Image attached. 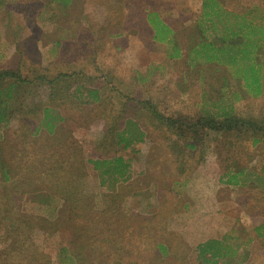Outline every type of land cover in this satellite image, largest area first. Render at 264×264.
I'll return each instance as SVG.
<instances>
[{
	"label": "rangeland",
	"instance_id": "374dc122",
	"mask_svg": "<svg viewBox=\"0 0 264 264\" xmlns=\"http://www.w3.org/2000/svg\"><path fill=\"white\" fill-rule=\"evenodd\" d=\"M69 1L0 0V73L22 78L0 107V264H201L198 246L211 240L228 252L218 264H264V185L228 183L264 165V94L226 66L188 61L203 7ZM218 1L264 19V0ZM151 12L173 44L151 41ZM45 111L57 117L52 134ZM207 111L242 122L213 129ZM128 120L166 146H118ZM116 158L130 179L112 192L91 161Z\"/></svg>",
	"mask_w": 264,
	"mask_h": 264
},
{
	"label": "trees",
	"instance_id": "16d2710c",
	"mask_svg": "<svg viewBox=\"0 0 264 264\" xmlns=\"http://www.w3.org/2000/svg\"><path fill=\"white\" fill-rule=\"evenodd\" d=\"M56 1L57 3L60 2L62 7L70 5L69 0ZM202 16L203 19L198 25L200 37L198 43L188 54V61L195 67L197 65L226 66L234 70V74L244 82V87L252 97L262 96L264 94V19L259 18L253 12L243 16L236 12L228 13L218 0H204ZM227 21L229 22L226 26ZM148 22L155 31L157 42L173 44L172 40H174L175 32L162 22L157 14H150ZM206 24L211 27L212 38L205 35L204 28ZM169 58L172 60L180 59L182 53L175 47ZM63 78L64 76H59L55 80L60 81ZM21 80L22 78L18 74L0 73V107H2L1 99L3 97L6 98L4 102L10 101L14 97L15 89ZM90 93L96 101L100 100L98 91H89ZM6 113L7 111L0 112V124L6 121ZM206 114H208L205 118L206 124L213 129L220 130L223 126L230 130L229 124L234 126V124L242 122L236 117L234 119V116L229 115L228 112L221 115L224 120L223 123L212 117V113L207 111ZM44 121L47 132L54 133L57 129L55 122L57 117L50 115L49 111H45ZM259 129L262 130L264 127ZM145 137L144 132L142 133L138 125L134 121L128 120L125 129L116 135V141L118 146H123L125 150H129L137 143H144ZM91 164L98 173L101 186L107 187L112 192H115L120 184L127 183L130 179V167L122 158L96 160L91 161ZM228 183L235 186L254 184L263 187L264 165L261 171H245L243 169L231 174ZM262 229L264 227H258L255 231L260 233ZM227 256L228 252L222 241L211 240L198 246L197 259L201 264H218L220 260L225 259Z\"/></svg>",
	"mask_w": 264,
	"mask_h": 264
},
{
	"label": "crops",
	"instance_id": "0c3cea01",
	"mask_svg": "<svg viewBox=\"0 0 264 264\" xmlns=\"http://www.w3.org/2000/svg\"><path fill=\"white\" fill-rule=\"evenodd\" d=\"M193 2V4H195L196 6L198 5L199 6V8H200V10H201V13H202V7H203V2H204V0H194V1H192ZM201 13H200V15H201ZM150 14H157L158 16H159V18L161 19V21L162 22H164L167 26H169L167 23H166V20L164 19V18H162V17H160V13L158 14V13H156V12H151V13H149V15ZM148 15V16H149ZM148 16H147V22H148ZM148 24H149V22H148ZM149 26H150V28H151V34H150V39H151V41L154 43V44H156V45H158V46H161V45H163V44H165V43H160V42H157L156 40H155V31H154V29L151 27V25L149 24ZM173 31H174V29L171 27V26H169ZM175 32V31H174ZM175 35H176V33H175ZM175 37V36H174ZM174 39V38H173ZM166 44H170V43H166ZM145 61H143V63H144ZM149 65H151L150 63H149ZM144 66V65H143ZM226 70H227V68H226ZM222 80H224V78H222ZM224 82H226V81H224ZM146 138V137H145ZM147 145H150V146H154L155 147V149H157V148H163L164 146H166L165 145V143H163V142H153V143H149V142H147L146 140L144 141V143H143V147L144 146H147Z\"/></svg>",
	"mask_w": 264,
	"mask_h": 264
}]
</instances>
